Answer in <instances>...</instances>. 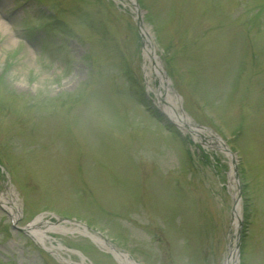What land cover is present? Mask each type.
<instances>
[{"label": "rangeland", "instance_id": "obj_1", "mask_svg": "<svg viewBox=\"0 0 264 264\" xmlns=\"http://www.w3.org/2000/svg\"><path fill=\"white\" fill-rule=\"evenodd\" d=\"M136 10L180 109L231 152L158 106ZM12 195L0 264H224L233 242L236 264H264V0H0Z\"/></svg>", "mask_w": 264, "mask_h": 264}, {"label": "bare ground", "instance_id": "obj_2", "mask_svg": "<svg viewBox=\"0 0 264 264\" xmlns=\"http://www.w3.org/2000/svg\"><path fill=\"white\" fill-rule=\"evenodd\" d=\"M141 32L144 40V47H143L144 75L147 82L148 90L154 92L156 95L157 98L156 102L158 106L160 105V107L166 113V115L170 117L175 123H177L183 130L191 133L194 139L196 140L201 139L202 143L207 147L217 146L222 149L224 145L220 140V138L216 137V135L212 134L207 130L196 127L195 124L192 123L190 117L180 109V102L177 99V96L173 93L174 91L171 89L170 81L159 59L157 48L153 40V35L150 29L147 26H144L142 27ZM156 82H159V85H157ZM234 186L236 187V184H234ZM234 199H235V204H234L232 224L234 229H236L241 219V213H240L241 209H240V204L237 200L236 191L234 193ZM0 200H2V202L6 206L10 207L12 217L16 218L18 213H17V205L15 203L14 195L6 198L0 197ZM41 223H44V221H42L41 217H39L38 219H36L34 223L30 225V227L28 226L27 229L36 238L44 240L46 231L39 229ZM110 250H112V252L122 262L127 261L123 257V255H121V253H119L118 250L112 248V246L110 247ZM236 260H237V250L233 242L224 264H236Z\"/></svg>", "mask_w": 264, "mask_h": 264}, {"label": "water", "instance_id": "obj_3", "mask_svg": "<svg viewBox=\"0 0 264 264\" xmlns=\"http://www.w3.org/2000/svg\"><path fill=\"white\" fill-rule=\"evenodd\" d=\"M138 26H139V28H140V31H141V29H142V27L144 26V20H143V18H142V15L140 14V12H138ZM172 121V120H171ZM172 123H175V122H173L172 121ZM225 148H226V150H228L229 152H231V149H229V147L227 146V144H225ZM235 173H236V175H237V171H235ZM240 188V187H239ZM241 199V190L239 189L238 190V198H237V200H238V202H239V200ZM239 224H240V226H241V220H240V222H239ZM239 231H240V228H239ZM239 233V232H238ZM239 235V234H238ZM239 239V238H238ZM238 246H239V240H238V243H237V248H238Z\"/></svg>", "mask_w": 264, "mask_h": 264}, {"label": "trees", "instance_id": "obj_4", "mask_svg": "<svg viewBox=\"0 0 264 264\" xmlns=\"http://www.w3.org/2000/svg\"><path fill=\"white\" fill-rule=\"evenodd\" d=\"M147 99V98H146Z\"/></svg>", "mask_w": 264, "mask_h": 264}]
</instances>
